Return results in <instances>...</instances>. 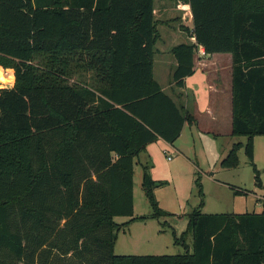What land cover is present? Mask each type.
I'll return each mask as SVG.
<instances>
[{"label": "trees", "instance_id": "16d2710c", "mask_svg": "<svg viewBox=\"0 0 264 264\" xmlns=\"http://www.w3.org/2000/svg\"><path fill=\"white\" fill-rule=\"evenodd\" d=\"M184 1L193 28L182 29L195 41L171 48L174 83L186 87L198 45L232 54V135L247 142H234L220 165L238 166L245 147L260 185L264 0ZM157 27L154 0H0V71L15 75L0 87V264H264V198L261 212L205 213L198 180L200 203L187 229L173 232L183 253L114 252L116 216L131 217L129 225L168 215L143 165L152 213L134 216L136 158L196 120L154 77Z\"/></svg>", "mask_w": 264, "mask_h": 264}, {"label": "rangeland", "instance_id": "374dc122", "mask_svg": "<svg viewBox=\"0 0 264 264\" xmlns=\"http://www.w3.org/2000/svg\"><path fill=\"white\" fill-rule=\"evenodd\" d=\"M174 1L154 0L155 18L164 20L162 25H158L161 37L154 47V77L168 94L177 88L172 75L175 59L170 48L188 41L187 34L184 30H180V25L190 24L186 20H174L176 16H181L174 6ZM2 71H0V87L11 88L15 83L14 69L3 68ZM184 97L187 98L185 101L191 107V111L196 117L198 116L197 120L187 124L184 132L174 143L165 140L149 143L136 158L134 167V216H148L152 213V207L142 186L143 165L147 166L153 181L154 196L160 208L168 215L160 218L137 219L129 225L127 222L131 217L116 216L115 221L120 224L121 230L118 233L115 254L183 253L185 247L175 243L173 232L180 236L187 229L188 213L200 203L197 180L202 184L204 192L202 210L205 213H244L263 210L264 134L254 136V162L259 170L261 183L258 185L245 147L238 152V166L225 168L220 165L223 150L230 149L233 142H247L246 135L231 134L232 117L230 116V119L228 117L230 115L228 107L225 113L227 119L213 121L211 115L206 113L205 103H199L196 107L198 112H194L192 97ZM229 120L230 124H228ZM219 181L223 184H219ZM233 187L249 192L236 195ZM187 242L192 246V235L187 237ZM69 263H71L70 259L61 258L53 264Z\"/></svg>", "mask_w": 264, "mask_h": 264}, {"label": "crops", "instance_id": "0c3cea01", "mask_svg": "<svg viewBox=\"0 0 264 264\" xmlns=\"http://www.w3.org/2000/svg\"><path fill=\"white\" fill-rule=\"evenodd\" d=\"M174 6L177 9V11L181 13V16L180 15L176 16L174 20L177 19V21H180L182 19L181 21L186 20L190 22L189 26L182 23L180 25V30H183L182 25L188 26L190 29H192L193 28V18H192V12L190 9V5L186 3L184 0H175ZM187 7L189 8L188 10H187ZM164 9L166 10V6L164 7ZM154 14H155V5H154ZM156 20L158 21V25L160 24L162 25L164 23V20L162 21L158 19ZM166 23H168L167 20H166ZM160 37H161V34L158 40L160 39ZM187 38H188V41L183 42V43L195 41L194 37L187 36ZM171 48H170V52H171ZM202 50H204V47L202 45H198V52L196 53L195 58H194V63H195L194 73L186 78L185 80L186 87L184 89L174 88L172 90V93H169V95H171L173 99L177 101L179 105H182V104L185 105L187 98L184 96L180 97L179 93L181 91H184L186 94L190 93L192 97L191 100H192L193 108H195L194 112H198L196 110V107L198 106L199 103L201 102L205 103V108L207 111L206 113L208 115H211V119L213 121H216V120L220 121L222 118H224V120L227 119V115L225 113L227 111L226 108L228 107V111H229L228 114H230L228 115V117L230 119V116L232 117L231 115L232 113L231 112L232 110L231 109L232 108V62H233L232 54L231 53H221V52H216V53L204 52L203 54L201 53ZM176 64L177 62L175 59L173 60L172 69H174ZM153 73H154V67H153ZM192 114L197 120L198 116L196 117V114H194L193 112ZM187 124L188 123L184 125L182 133L184 132V129ZM228 124H230V120ZM231 134H232V127H231ZM158 140H163V139L159 138ZM228 150L227 149L223 150V153H222L223 155H221L220 158L226 155ZM219 184H223V182L219 181Z\"/></svg>", "mask_w": 264, "mask_h": 264}, {"label": "built area", "instance_id": "2783aa9c", "mask_svg": "<svg viewBox=\"0 0 264 264\" xmlns=\"http://www.w3.org/2000/svg\"><path fill=\"white\" fill-rule=\"evenodd\" d=\"M204 52H205L204 50L201 51V53H203V54H204Z\"/></svg>", "mask_w": 264, "mask_h": 264}]
</instances>
